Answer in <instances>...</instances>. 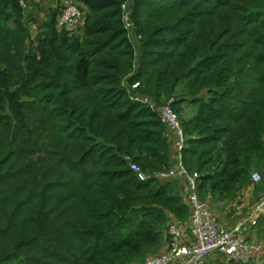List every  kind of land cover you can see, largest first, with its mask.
Segmentation results:
<instances>
[{
  "label": "trees",
  "instance_id": "obj_1",
  "mask_svg": "<svg viewBox=\"0 0 264 264\" xmlns=\"http://www.w3.org/2000/svg\"><path fill=\"white\" fill-rule=\"evenodd\" d=\"M75 1L84 19L69 30L60 0H0V264H136L165 250L170 225L187 233L184 178L129 167L176 162L174 134L134 96L173 98L201 200L264 187L251 179L264 168V0Z\"/></svg>",
  "mask_w": 264,
  "mask_h": 264
},
{
  "label": "built area",
  "instance_id": "obj_2",
  "mask_svg": "<svg viewBox=\"0 0 264 264\" xmlns=\"http://www.w3.org/2000/svg\"><path fill=\"white\" fill-rule=\"evenodd\" d=\"M52 2L53 0H47ZM60 12L57 17L59 29L76 30L81 26L84 14L75 0H60ZM25 7V0H19ZM124 7V5H123ZM138 84H133V87ZM133 99L146 103L156 111L164 126L175 136L176 162L175 167L166 171L148 176L140 167L130 162L129 167L136 173L141 181L150 177L159 179H173L182 177L185 180L190 207L188 231L183 233L176 225H170V243L168 249L160 254L146 255L140 263L136 264H206V259L215 253H221L228 264H247L257 260L263 253L264 246L260 242L250 241L243 235L260 215H264V190L257 196L247 209L246 216L232 230H227L219 222L216 214L210 209L207 202L201 200L197 193L198 172H189L182 161L185 135L178 117L171 106L173 98L165 104L156 107L149 98L134 96ZM253 182L260 180L258 172H252Z\"/></svg>",
  "mask_w": 264,
  "mask_h": 264
},
{
  "label": "rangeland",
  "instance_id": "obj_3",
  "mask_svg": "<svg viewBox=\"0 0 264 264\" xmlns=\"http://www.w3.org/2000/svg\"><path fill=\"white\" fill-rule=\"evenodd\" d=\"M35 11L36 13L40 12L39 10H35ZM41 12L43 11L41 10ZM39 15H42V14H39ZM29 25H32V22H29ZM32 27H34V25ZM178 90L181 91L182 87H180ZM193 109H194L193 107H191L190 105H187L185 107V112L190 113L191 110ZM254 172H258L260 174V180L257 182H254V183H258L262 180L261 174L264 175V168L261 170V172L257 170H255ZM263 190H264V187L260 191H258L256 195L257 196L260 195L263 192ZM256 195H254L252 186H246L239 190L237 199H234L231 201H225L226 203L222 201L218 203H213V204L207 203V204L210 207V209L216 214L217 218L219 219V222H221L224 225V227L227 228V230H232L236 227V225L239 222H241L244 219V217L246 216L249 204L255 198H257ZM242 203L244 205H241ZM242 233L244 236H246L248 240L260 242L264 246V225L256 226V228H254L253 230H252V227H250L249 233L248 231H247V234L246 232H242ZM168 246L165 248L164 251L168 249ZM160 252L156 254H160ZM208 261L209 263L217 264V261L213 260V258L208 259Z\"/></svg>",
  "mask_w": 264,
  "mask_h": 264
},
{
  "label": "crops",
  "instance_id": "obj_4",
  "mask_svg": "<svg viewBox=\"0 0 264 264\" xmlns=\"http://www.w3.org/2000/svg\"><path fill=\"white\" fill-rule=\"evenodd\" d=\"M241 205H244V204L242 203ZM251 227H252V226H251ZM247 231H248V233H249V228L246 230V234H247Z\"/></svg>",
  "mask_w": 264,
  "mask_h": 264
},
{
  "label": "water",
  "instance_id": "obj_5",
  "mask_svg": "<svg viewBox=\"0 0 264 264\" xmlns=\"http://www.w3.org/2000/svg\"><path fill=\"white\" fill-rule=\"evenodd\" d=\"M128 16H129V14H127V16H126V20L128 19Z\"/></svg>",
  "mask_w": 264,
  "mask_h": 264
}]
</instances>
